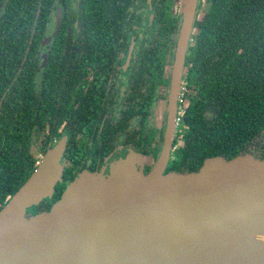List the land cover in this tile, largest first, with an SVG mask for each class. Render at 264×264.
Returning a JSON list of instances; mask_svg holds the SVG:
<instances>
[{
    "label": "water",
    "instance_id": "95a60500",
    "mask_svg": "<svg viewBox=\"0 0 264 264\" xmlns=\"http://www.w3.org/2000/svg\"><path fill=\"white\" fill-rule=\"evenodd\" d=\"M196 5L185 0L179 71ZM173 136L171 121L150 172L130 154L109 173L81 172L49 210L31 213L61 178L65 145L52 147L0 209V264H264V159L215 156L164 173Z\"/></svg>",
    "mask_w": 264,
    "mask_h": 264
},
{
    "label": "flooded vegetation",
    "instance_id": "af4514ba",
    "mask_svg": "<svg viewBox=\"0 0 264 264\" xmlns=\"http://www.w3.org/2000/svg\"><path fill=\"white\" fill-rule=\"evenodd\" d=\"M111 1L112 9L101 5L105 0H87L88 11L84 0L36 2L37 11L43 7L42 21L40 28L39 18L31 27L20 68L32 62L37 77H45L48 63H54L59 86L56 97H26V145L38 158L37 164L52 147L65 145L62 174L52 198L62 195L81 172L109 173L115 162L130 154L140 155L145 173L150 172L163 151L171 121L174 136L164 173L175 171L170 164L184 145L180 95L188 84L190 48L214 0H197L181 71L176 68V50L185 0H129L127 7L125 0ZM4 2L0 0V13ZM230 8L236 13V0H231ZM13 58L12 48L6 57L0 53V85L8 84L0 97V115L5 98L8 106L15 107L14 97H6L15 80L10 78ZM30 74L27 67L31 82ZM190 99L185 97L187 104ZM255 140L249 152L263 148L264 129ZM52 198L43 199L29 212L49 210L55 202H49Z\"/></svg>",
    "mask_w": 264,
    "mask_h": 264
},
{
    "label": "trees",
    "instance_id": "16d2710c",
    "mask_svg": "<svg viewBox=\"0 0 264 264\" xmlns=\"http://www.w3.org/2000/svg\"><path fill=\"white\" fill-rule=\"evenodd\" d=\"M105 1L101 5L112 9L113 2ZM36 2L5 0L0 13V53L6 57L12 48L10 78L15 77L6 96L14 97L15 107L8 106L9 98H5L0 115V209L38 166V158L28 152L26 145V97H56L59 86L53 74L54 63H48L45 77H37L32 62L20 68L31 27L39 18L37 29L40 28L42 21L43 7L37 11ZM128 3L125 0L124 6ZM236 4L234 13L231 0H214L196 43L190 48L187 88L191 91L188 96L187 89L185 97L191 99L181 114L184 145L170 170L190 172L198 170L208 158L230 159L249 152L264 129V0H236ZM88 6L84 0L86 11ZM27 67L34 78L31 82L27 81ZM7 71L5 67V78ZM7 87V83L0 85V97ZM253 154L263 160L264 146ZM60 195L56 193L49 202L58 200Z\"/></svg>",
    "mask_w": 264,
    "mask_h": 264
},
{
    "label": "built area",
    "instance_id": "2783aa9c",
    "mask_svg": "<svg viewBox=\"0 0 264 264\" xmlns=\"http://www.w3.org/2000/svg\"><path fill=\"white\" fill-rule=\"evenodd\" d=\"M187 91V84L184 85L181 95H180V103H181V107H180V111H179V115H181L183 113V106H184V102H185V94Z\"/></svg>",
    "mask_w": 264,
    "mask_h": 264
},
{
    "label": "rangeland",
    "instance_id": "374dc122",
    "mask_svg": "<svg viewBox=\"0 0 264 264\" xmlns=\"http://www.w3.org/2000/svg\"><path fill=\"white\" fill-rule=\"evenodd\" d=\"M184 105H187V102L186 101L184 102ZM182 132L184 133V129L183 128L181 129V133ZM257 142H259V141H257Z\"/></svg>",
    "mask_w": 264,
    "mask_h": 264
}]
</instances>
